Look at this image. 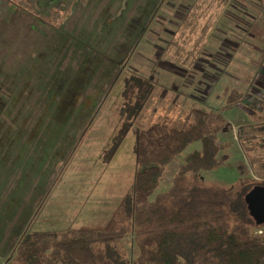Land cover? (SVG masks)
Returning a JSON list of instances; mask_svg holds the SVG:
<instances>
[{
	"label": "rangeland",
	"instance_id": "1",
	"mask_svg": "<svg viewBox=\"0 0 264 264\" xmlns=\"http://www.w3.org/2000/svg\"><path fill=\"white\" fill-rule=\"evenodd\" d=\"M14 1L0 2V98L20 83L38 82L62 60L60 66L73 64L86 75L64 96L56 94L59 108L83 110L92 119L74 149L68 146L72 138L61 136L58 143H12L16 128L0 124V137H8L0 140V264H25L16 248L27 231L105 225L133 184L136 130L154 114L176 119L199 107L212 112L213 124L227 121L221 138L232 142L230 162L247 161L251 176L264 181L258 173L264 170L262 0ZM163 15L187 28L185 36H175L181 33L175 22L155 27ZM187 37V45H179ZM100 70L102 82H111L101 101L97 89L88 90L90 96L81 93ZM127 78L151 84L134 119L133 105L125 104ZM138 86L128 93L140 95ZM233 89L244 97L230 105L227 94ZM199 148L201 142L191 144L168 165L152 199L172 186L186 154ZM202 175L224 187L239 179L229 166ZM255 232L263 233L264 225ZM125 242L133 260L134 239Z\"/></svg>",
	"mask_w": 264,
	"mask_h": 264
},
{
	"label": "trees",
	"instance_id": "2",
	"mask_svg": "<svg viewBox=\"0 0 264 264\" xmlns=\"http://www.w3.org/2000/svg\"><path fill=\"white\" fill-rule=\"evenodd\" d=\"M2 1L6 5L14 0ZM190 39L187 37L184 45ZM60 64L63 66L64 62L60 60L58 66H49L36 83H20L13 91L6 89L0 98V124L7 130L11 125L17 130L15 134L11 132L12 143L40 144L55 140L58 143L57 138L61 136L62 140L72 138L68 146L74 149L81 142L92 113L83 115V110L75 109L62 113L60 100L56 101L55 96H64L86 72L73 64L69 67ZM104 72L97 71L94 83L85 84V91L81 93L87 95L94 88L100 92L99 101L103 100L111 85V82L109 85L102 82ZM147 83L143 78H127L125 104L133 105L131 119L143 108L149 93L147 87L151 86ZM136 84L140 95L132 93ZM129 90L132 92L128 93ZM243 97V92L233 89L227 94V103L236 104ZM211 114L206 109L193 107L176 119L163 120L154 114L144 121L136 130L133 184L108 222L65 230L27 231L17 244L16 258L25 264H264V232H255L264 224H258L251 216L245 200L246 194L255 186L264 185V181H256L251 176L247 161L230 162L228 150L232 142L221 138L227 121L215 125ZM222 119L225 118L214 123ZM7 139V136L0 137L2 141ZM195 142H201V148L186 154L172 186L152 199L168 165ZM221 166L238 170L235 185L224 187L204 180L203 171ZM258 173L264 177L263 169ZM129 236L133 237L137 249L133 260L126 249L125 240Z\"/></svg>",
	"mask_w": 264,
	"mask_h": 264
},
{
	"label": "water",
	"instance_id": "3",
	"mask_svg": "<svg viewBox=\"0 0 264 264\" xmlns=\"http://www.w3.org/2000/svg\"><path fill=\"white\" fill-rule=\"evenodd\" d=\"M251 216L258 224H264V185H257L245 196Z\"/></svg>",
	"mask_w": 264,
	"mask_h": 264
},
{
	"label": "crops",
	"instance_id": "4",
	"mask_svg": "<svg viewBox=\"0 0 264 264\" xmlns=\"http://www.w3.org/2000/svg\"><path fill=\"white\" fill-rule=\"evenodd\" d=\"M171 18V17H170ZM169 17H167V16H165V15H163V17H162V19H160L159 21H157V25L155 26V27H159V28H161L160 26H163L164 25V23H174L175 21L173 20V19H170ZM164 21V22H163ZM176 26H177V29L180 27L181 28V33H178V32H174V34H175V36L177 37V36H180L181 34H183L185 31H186V29L183 31V27H181V23H179V22H175L174 23ZM177 29H176V31H177ZM180 32V31H179ZM185 34H186V32H185ZM209 36V35H208ZM208 36L206 37V38H208ZM168 44H172V42L171 41H169L168 42ZM179 45H184V42H183V40H180L179 41ZM195 46V45H194ZM181 47V46H180ZM229 122H231L230 120H228ZM233 130H235L234 128H233Z\"/></svg>",
	"mask_w": 264,
	"mask_h": 264
}]
</instances>
